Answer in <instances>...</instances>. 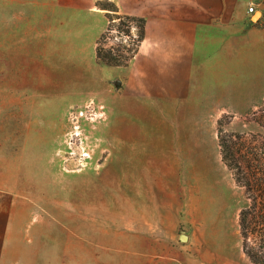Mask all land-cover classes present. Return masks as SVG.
I'll list each match as a JSON object with an SVG mask.
<instances>
[{"label": "rangeland", "instance_id": "obj_1", "mask_svg": "<svg viewBox=\"0 0 264 264\" xmlns=\"http://www.w3.org/2000/svg\"><path fill=\"white\" fill-rule=\"evenodd\" d=\"M35 1L0 0V193L15 197L0 264H139L174 246L264 264V105L234 120L158 100L96 58L136 50L114 0Z\"/></svg>", "mask_w": 264, "mask_h": 264}, {"label": "crops", "instance_id": "obj_2", "mask_svg": "<svg viewBox=\"0 0 264 264\" xmlns=\"http://www.w3.org/2000/svg\"><path fill=\"white\" fill-rule=\"evenodd\" d=\"M105 0H36L62 11H88ZM114 0L122 14L144 19V35L126 66L138 89L176 107L218 103L234 120L264 105V0ZM118 82L124 86L123 78ZM15 197L0 193L5 222ZM8 222L1 236L6 234ZM139 264H202L171 248Z\"/></svg>", "mask_w": 264, "mask_h": 264}, {"label": "trees", "instance_id": "obj_3", "mask_svg": "<svg viewBox=\"0 0 264 264\" xmlns=\"http://www.w3.org/2000/svg\"><path fill=\"white\" fill-rule=\"evenodd\" d=\"M99 4H101V3H99ZM101 8L102 9H108L104 5H102ZM123 16L127 17V18L136 19L139 22L140 32H139L138 41H137L139 43V41L142 40L143 35H144V19L139 18V17L129 16L126 14H123ZM95 53H96L97 60L105 66H108V67H122V66H124L120 57L113 55L110 50H106L102 47H97ZM218 145L221 146V143L219 142ZM222 158L226 162V158H224L223 155H222ZM228 166H231V164L228 163ZM250 258H252V257L250 256Z\"/></svg>", "mask_w": 264, "mask_h": 264}, {"label": "built area", "instance_id": "obj_4", "mask_svg": "<svg viewBox=\"0 0 264 264\" xmlns=\"http://www.w3.org/2000/svg\"><path fill=\"white\" fill-rule=\"evenodd\" d=\"M256 1L257 0H252L247 8L248 13H253L255 11V6H256Z\"/></svg>", "mask_w": 264, "mask_h": 264}, {"label": "water", "instance_id": "obj_5", "mask_svg": "<svg viewBox=\"0 0 264 264\" xmlns=\"http://www.w3.org/2000/svg\"><path fill=\"white\" fill-rule=\"evenodd\" d=\"M117 84H118V82H117ZM179 240L182 241V242L186 241V240H187V235H185V234H180V235H179Z\"/></svg>", "mask_w": 264, "mask_h": 264}]
</instances>
